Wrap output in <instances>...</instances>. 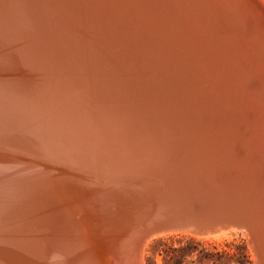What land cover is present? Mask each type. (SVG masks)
<instances>
[{"label": "bare ground", "instance_id": "6f19581e", "mask_svg": "<svg viewBox=\"0 0 264 264\" xmlns=\"http://www.w3.org/2000/svg\"><path fill=\"white\" fill-rule=\"evenodd\" d=\"M6 75L46 113L0 119V264H89L90 218L133 221L144 174L188 171L234 226L150 237L141 264L159 236L236 230L264 264V0H0Z\"/></svg>", "mask_w": 264, "mask_h": 264}, {"label": "water", "instance_id": "95a60500", "mask_svg": "<svg viewBox=\"0 0 264 264\" xmlns=\"http://www.w3.org/2000/svg\"><path fill=\"white\" fill-rule=\"evenodd\" d=\"M0 82L5 88L8 84L15 85L11 83L15 82L14 77L9 75L0 77ZM20 90L26 92L28 96L33 93L29 88ZM10 96L7 93L0 95V119L6 116L25 126L32 119L31 116L35 115L39 120L41 117L44 118L45 114H41L46 113L45 109L34 108L33 104V110L27 112L20 105L22 101L12 100ZM38 104L44 108L42 103ZM33 127L27 126L26 129L30 130ZM128 163L134 165L138 162L134 160ZM144 176L158 185L160 190H152L151 193L154 195L146 197L144 204H141L143 207L138 208L140 214L137 219L130 221L129 214L124 213L123 209L111 207L109 212H121L112 218L114 222L110 226L107 224L106 227L100 226L103 223L101 218L93 220L90 218L87 221V225L95 228L93 235L89 236L91 246L88 251L89 264H141V251L150 237L167 232L204 231L215 228L219 223L232 224L233 219L227 215L232 211L225 207L226 200L221 197L218 190L211 189L214 182L205 181L206 179L199 173L162 172ZM82 178L90 177L85 175ZM83 214L76 215L79 221H85Z\"/></svg>", "mask_w": 264, "mask_h": 264}, {"label": "rangeland", "instance_id": "374dc122", "mask_svg": "<svg viewBox=\"0 0 264 264\" xmlns=\"http://www.w3.org/2000/svg\"><path fill=\"white\" fill-rule=\"evenodd\" d=\"M244 231H230L224 235L216 237H201L200 235L189 233H176L163 235L153 239L146 252L145 263L149 264V259L153 264H173L172 256L164 259V252L172 249H179L188 240H193L192 253L183 259L182 264H213V261H222L225 264H250L253 253L249 246V238ZM244 247L245 263H236L230 260L239 257L238 247ZM211 258V259H210Z\"/></svg>", "mask_w": 264, "mask_h": 264}, {"label": "trees", "instance_id": "16d2710c", "mask_svg": "<svg viewBox=\"0 0 264 264\" xmlns=\"http://www.w3.org/2000/svg\"><path fill=\"white\" fill-rule=\"evenodd\" d=\"M193 242L194 241L190 239L186 242L185 245L181 246L179 249H172L170 251H165L164 259L167 257L171 258L172 256V258H174L173 264H182L183 259L187 257L189 253H192L193 249L195 250V247L193 246L194 245ZM237 249L239 251V257L235 259L231 258L230 260L236 261V263H245V260L242 259L244 257V252H245L244 247L241 246V247H238ZM212 262L213 264H225L222 261H215V260L213 261V259H212ZM149 264H153L150 261V259H149Z\"/></svg>", "mask_w": 264, "mask_h": 264}]
</instances>
